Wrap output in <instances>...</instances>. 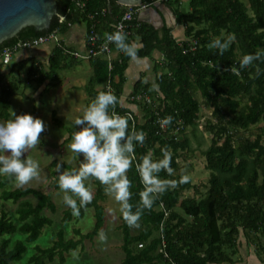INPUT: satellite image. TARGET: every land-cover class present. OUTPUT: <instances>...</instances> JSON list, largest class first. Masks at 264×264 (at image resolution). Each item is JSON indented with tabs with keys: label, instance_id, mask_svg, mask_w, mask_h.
<instances>
[{
	"label": "trees",
	"instance_id": "obj_1",
	"mask_svg": "<svg viewBox=\"0 0 264 264\" xmlns=\"http://www.w3.org/2000/svg\"><path fill=\"white\" fill-rule=\"evenodd\" d=\"M183 1H162L172 11L176 24L183 26V40L173 38L167 26L156 28L137 20V15L126 33L130 43H134L135 37L139 38L136 57L150 58L154 51L162 55V59L152 65L156 88L143 83L140 78L130 93H141L151 99L149 103L137 102L142 114L137 113L134 129L143 130L146 135L143 145L136 147L132 167L127 173L133 194L130 202L139 203L138 192L143 185L136 163L143 154L152 152L159 157L161 148L166 146L173 154L171 167L174 174L168 177L161 171L160 177L179 181L184 175L179 171L177 159L190 149L184 135L186 127L195 129L198 124L202 103L196 94L214 117L204 126L210 134V143L203 150L205 167L209 170L207 186L202 193L189 177L187 182H178L175 188L159 195L151 208L142 210L135 233L120 215L123 257L117 264L232 263L231 256L240 231L254 241L256 252L264 261V244L261 242V239L264 241V126L253 136L245 135V131L264 123V58L253 61L246 68H240L238 63L243 54L264 49V0H187L188 9L183 8ZM56 2L57 15L48 29H21L17 35L0 43V56L4 47L48 31L57 30L63 34L78 20L86 24L87 33L93 29L101 39L106 33L113 32L115 22L126 8L116 0ZM77 2H83V6ZM229 34L234 39L222 56L217 49L209 47L213 39ZM64 47V43L54 45L46 66L25 58L15 63L9 74L3 71L6 65L3 59L0 60V120L8 118L10 98L18 91L20 83L24 88L38 89L46 80L48 85L51 84L57 78V71L70 65L64 61L70 57ZM111 48L118 51L111 70L103 56L88 59L92 75L84 85V91L94 99L99 91L96 85H102L110 77L118 98L115 109L126 116L124 113L130 108L119 106V102L130 57L113 42ZM13 68L24 69L25 79L15 80ZM45 89L47 86L42 90ZM169 115L173 118L171 123L161 128L158 120ZM128 123L131 131L129 118ZM177 127L178 132H175ZM178 134H182V138H178ZM54 164L52 161L51 165ZM89 178L95 185L93 200L80 208L79 215H73L65 205L61 225L54 232L56 238L49 246L41 247L34 243L43 229L52 224V218L44 214V210L56 211L51 194L31 187L6 189L13 177L2 175L0 206L3 208L6 201H12L17 207L11 213L0 210V264H46L56 257L64 263L68 252L79 247L83 249V241L97 235L104 223L101 202L106 199L105 186L95 178ZM56 184L57 180L55 186H58ZM189 188H193L195 195L181 198V193ZM30 196L35 202L29 199ZM87 208L93 209L92 229L82 233L79 227L72 225L73 236L66 238V225L76 224ZM30 244H33V253L24 261Z\"/></svg>",
	"mask_w": 264,
	"mask_h": 264
},
{
	"label": "clouds",
	"instance_id": "obj_2",
	"mask_svg": "<svg viewBox=\"0 0 264 264\" xmlns=\"http://www.w3.org/2000/svg\"><path fill=\"white\" fill-rule=\"evenodd\" d=\"M105 36L125 55L136 58L137 48L134 43L128 42L127 34L122 29L106 33ZM233 39L230 34L217 37L209 47L217 49L222 56ZM261 58H264V49L243 54L238 63L240 68H246ZM117 102L111 85H106L82 109L81 114L74 117L69 148L76 157H80L79 165L61 171L57 182L63 192V203L73 215H79L80 208L93 200L92 189L85 181L89 177L95 178L105 186V192L118 202L123 220L129 226L139 227L142 210L151 208L159 195L175 188L178 182H187L188 176L181 175L179 181L160 177L161 171L166 172L168 177L174 174L171 167L173 154L166 146L161 148L159 157L152 152L145 153L136 163V171L143 185L138 192L139 203L134 205L130 202L133 194L127 173L132 167L135 149L143 145L146 134L143 130L130 131L127 116L109 111L110 107L114 109ZM172 119L170 115L165 116L158 123L166 127ZM44 130L45 122L27 112L10 110L8 118L0 120V175L13 177L18 186L38 175L39 164L25 153L40 143V134ZM97 238L101 242L106 239L103 230L98 232ZM72 256L78 259V251L74 250Z\"/></svg>",
	"mask_w": 264,
	"mask_h": 264
},
{
	"label": "rangeland",
	"instance_id": "obj_3",
	"mask_svg": "<svg viewBox=\"0 0 264 264\" xmlns=\"http://www.w3.org/2000/svg\"><path fill=\"white\" fill-rule=\"evenodd\" d=\"M182 6L184 9H188L187 0L182 2ZM74 24L84 26L81 20L76 21ZM52 45V43L42 44L37 47L20 49L19 52L24 55H33L38 49H43L45 50L43 54L47 56ZM141 59L145 60L148 58ZM14 60L15 58L11 57L10 61L5 63V65L9 67L14 63ZM134 61L136 60L133 59L131 63ZM43 64L46 66L47 61L43 62ZM151 67L152 63L150 64ZM12 70L15 80L22 81L25 79V70L18 71L15 68ZM90 73L92 74V68L88 61L83 59L79 64H73L67 68L58 70L57 80L52 81L49 85L46 80L39 89L32 87L24 88L20 83L18 91L10 98L11 105L9 112L10 110L16 113L20 111L27 112L35 117L41 118L45 122V130L40 134V143L25 153L27 156L35 159L39 164L38 175L24 185L18 186L14 178L10 179L6 185V189L31 187L51 194L52 200L56 204V211L51 213L47 209L44 210V214L52 218V224L43 229L41 235L34 243L41 247L49 246L52 240L56 238L54 232L61 225L62 211L66 208L63 203V192L59 188L58 182L56 184L58 186H55V180H58V175L61 171L67 170L66 167L75 168L79 165L80 157H76L72 153L69 144L71 141V132L73 131L72 121L74 117L80 115L82 109L93 100H90L82 89ZM45 86H47V89L42 90ZM97 87L100 88L101 85H96ZM124 87L122 97L130 88V83L125 84ZM196 96L202 103L198 124L195 129L190 126L186 127L184 135L189 140L190 149L184 151L178 157L177 161L179 163V171L187 175L191 179V183L196 185L203 193L209 178V170L205 167L203 150L210 143V134L205 130L204 126L207 120H214V117L211 115V109L203 105L202 98L198 94ZM126 97L127 94L124 98ZM124 98L122 101H125ZM243 100L245 101L246 98L244 97ZM136 110L141 116L142 112L139 106ZM52 114L55 115V118H53ZM261 126H264V123H259L255 127H252L250 131H245V135L253 136L254 133L259 131L258 128ZM240 133L242 134L243 131ZM177 137L182 138V134H178ZM52 161H55L54 166L51 165ZM57 165H60V167L58 168ZM85 183L91 187L94 193L95 185L93 180L88 178ZM181 194V198L195 195L193 188L186 189ZM105 195L106 199L101 202L104 207V223L99 231H104L106 239L102 242L99 241L97 238L98 234L92 238L85 239L83 241V249L79 247L75 250L78 251V259L74 258L72 256L73 251H70L66 254L64 263H60L56 257L52 261V264H117L120 262L123 257V252L121 249L122 233L119 227L121 215L119 212V204L113 199L111 194L105 192ZM199 195L200 193L196 194V197ZM29 199L35 202L33 197L30 196ZM16 207V203L6 201L3 208L0 206V210L4 209L11 213ZM94 221L93 209L87 208L84 216L76 224L70 223L66 225L65 237L73 236L72 225L79 227L82 233L89 232L93 227ZM137 230L135 227L132 228L133 233L137 232ZM32 246L33 244L28 245V251L23 257L24 261L33 253ZM46 264L50 263L47 262Z\"/></svg>",
	"mask_w": 264,
	"mask_h": 264
},
{
	"label": "crops",
	"instance_id": "obj_4",
	"mask_svg": "<svg viewBox=\"0 0 264 264\" xmlns=\"http://www.w3.org/2000/svg\"><path fill=\"white\" fill-rule=\"evenodd\" d=\"M156 4H157V9H158L157 11H158L159 16L153 15V14L151 16L150 13H149V16H147V14H141V12H139L136 16L137 20H139L141 22H147L151 25L155 24L156 26H154V25L153 26L156 28H160L162 25H165L171 29V34H172L173 38H175L178 41L183 40L184 39L183 26L176 24L174 15H173L172 11L170 10V8H168L162 1L157 2ZM158 17L161 18V20L163 22L162 24H160L159 21H157ZM146 19H149L150 21H146ZM87 32H88V30H87V26L85 23H84V26H77V25L73 24L69 27V29L65 33L60 34V37L62 38L64 45H66V47L68 49L77 50L79 52H84L86 49V39H87V34H88ZM134 44L136 47L140 46L138 37H135ZM35 47H37V46H35ZM53 47H54V44L52 45L51 49H53ZM78 48H80V49H78ZM51 49H50V52L47 56H45L43 54L45 51L43 49H38L33 55H26V54L24 55V54H21L19 52L20 50H18L11 55V57L15 58L14 63L12 65H10L9 67L8 66L4 67L3 71L5 73H9L10 69L12 68V66L15 63H17V62H19L25 58H30V59L34 60L35 62H39V63L46 62L48 59V56L51 53ZM117 54H118V51L112 50V55H113L114 59L117 57ZM68 56H70V55H68ZM161 56L162 55L160 54L159 51H154L152 53V57H150V58L146 57L148 59H145V60L138 57V58H135L136 61L131 63L133 58H130V60L128 61V65H127L125 72H124L126 79H125V82L123 85L122 94L124 93L125 84L130 83V88L125 92V95L123 97L121 94V100L126 96V94L131 93V90L134 86V83L140 78L143 79V83H145V82L150 83L153 87L156 88L155 74L152 70V67L150 68V64L152 63V65H153V62L158 60V59H161L160 58ZM70 57H66V59L64 60L65 63L70 62V65H73V64H79L83 60V59H77V58H73V57L70 58ZM0 58H1V56H0ZM85 60L88 61V63H89L88 59H85ZM69 66H67V67H69ZM67 67H65V68H67ZM90 67H91V65H90ZM91 75L92 74L90 73L89 78L91 77ZM12 76H8V78H12ZM89 78H88V80H89ZM56 80H57V78H56ZM84 85L82 86L83 90H84ZM97 89L99 90L100 88L97 87ZM87 97L91 100V98L89 96H87ZM127 106L130 107L132 110L137 111L136 109H137L138 105L133 104V103H128ZM261 242H262V244H264V241L262 239H261ZM255 247H256V245H254V241H251L249 238L246 237V235L243 231H240L234 253L231 256L233 262L232 263L223 262V263H213V264H264V261L261 258L262 256L260 257V255L257 254ZM50 264H52V262H50Z\"/></svg>",
	"mask_w": 264,
	"mask_h": 264
},
{
	"label": "built area",
	"instance_id": "obj_5",
	"mask_svg": "<svg viewBox=\"0 0 264 264\" xmlns=\"http://www.w3.org/2000/svg\"><path fill=\"white\" fill-rule=\"evenodd\" d=\"M159 1H163V0H159ZM77 5L82 7L83 2H77ZM150 5H151V3H143L141 6H135V7L125 6L126 8L122 12V15L114 24L113 32L118 30V29H122L125 33H127L134 17L141 10L147 8ZM47 43H52L54 45H58V44L63 43V40L60 37V34L57 32V30L50 31L49 33L41 35V36L32 37V38L27 39V40L19 41V42L15 43L9 47H4L1 51V59H3V61L5 63H7L10 61L11 55L14 52H16L20 49H28L31 47L40 46L42 44H47ZM111 44H112V42L108 41L106 39V36L100 39L99 36L97 35V33L93 29H90V31L87 35L86 49L84 52H79L77 50L68 49L66 47V45H64L65 46L64 50H65L66 54L70 55L73 58H77V59H89L91 57H95V56H99V55L103 56L107 60L108 70H111L112 61L114 59L112 56ZM161 59H162V57H161ZM109 84L111 85V88L114 91V87L112 85V79L110 77H108L106 79V81L101 85L99 91L102 90L106 85H109ZM124 99H125V101H122L121 97H120L119 106L128 107L127 106L128 103H133V104L138 105L137 102H141V100H144L147 103H149L151 101V99L148 95H144L141 93H137L135 95L127 94V97ZM128 108H130V107H128ZM113 110L116 113H118L119 115H121L115 109V107H114V109L110 107L109 111L111 112ZM124 115H126L130 119L131 130L134 129L135 124H136L135 117L137 116V112L130 108L129 111H126L124 113ZM161 128H163V127H161ZM177 130H178V127L174 131L178 132ZM140 245L141 244H139V246Z\"/></svg>",
	"mask_w": 264,
	"mask_h": 264
},
{
	"label": "water",
	"instance_id": "obj_6",
	"mask_svg": "<svg viewBox=\"0 0 264 264\" xmlns=\"http://www.w3.org/2000/svg\"><path fill=\"white\" fill-rule=\"evenodd\" d=\"M123 6H141L143 0H116ZM157 2H154L147 8L141 10V14L149 13L158 15ZM57 15L56 0H0V43L7 41L25 27H33L37 31L48 29L52 18ZM146 21H150L146 19ZM160 24L162 20L157 18ZM156 26L155 24H153ZM50 31L37 35L41 36ZM34 36V37H37Z\"/></svg>",
	"mask_w": 264,
	"mask_h": 264
}]
</instances>
